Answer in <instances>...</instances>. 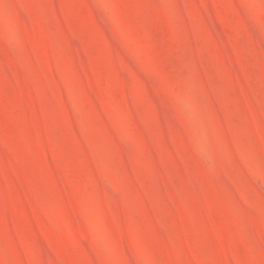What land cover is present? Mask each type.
Listing matches in <instances>:
<instances>
[{
	"label": "rangeland",
	"instance_id": "obj_1",
	"mask_svg": "<svg viewBox=\"0 0 264 264\" xmlns=\"http://www.w3.org/2000/svg\"><path fill=\"white\" fill-rule=\"evenodd\" d=\"M0 264H264V0H0Z\"/></svg>",
	"mask_w": 264,
	"mask_h": 264
}]
</instances>
